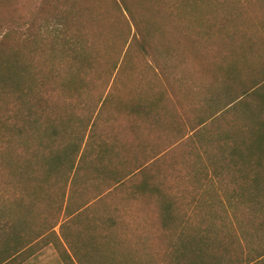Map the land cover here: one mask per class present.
<instances>
[{
    "label": "trees",
    "instance_id": "trees-1",
    "mask_svg": "<svg viewBox=\"0 0 264 264\" xmlns=\"http://www.w3.org/2000/svg\"><path fill=\"white\" fill-rule=\"evenodd\" d=\"M160 1L110 0L123 21V29L117 27L112 34L122 42L116 47L117 41L110 42L102 30L105 17L92 0H30L24 13L0 19V201L5 202L0 205V264H13L27 245L46 235L48 242L63 244L54 230L58 224L54 210L61 211L63 205L69 218L59 229L71 246L72 254L66 255L71 264H82L86 257L94 264H134L117 260L118 241L108 233L127 225L120 216L124 202L143 192L152 195L165 227L174 215L173 200L184 199L186 192L194 200L195 194L185 186L174 190L150 182L155 175L148 166L164 157L167 149H158L144 161L135 154L138 145L151 146L142 131L157 132L165 117L172 118L166 116L164 92L153 93L150 88L131 92L129 87L136 80L138 88L144 80L128 60L130 51L149 56L153 64L171 58L167 49L158 51L156 36L164 30L151 18L154 11L146 8L149 2ZM4 2L0 0V8ZM200 2L211 4L221 15L217 1L192 0L197 7ZM214 25L223 31L217 41V51L223 54L211 70L214 82L208 85L212 92L205 99L207 115L175 145L184 151L176 162L182 168L176 176L193 179L194 190L199 189L195 183L211 184L226 176L229 182L220 185L227 201L197 196L200 210L216 202L220 216L212 215L206 226L186 218L191 227L171 233V240L179 243H169L171 250L162 264H264V181L257 178L264 174V63L248 85L239 76L253 61L238 66L260 46L258 54L263 53L264 22L260 33L251 35L223 18L199 31L209 41ZM103 59L109 75L117 74L109 91L93 101L90 79ZM148 62L151 76H167L166 69L157 73ZM186 79L183 73L181 80ZM117 114L129 116L134 124H116ZM158 176L169 180L174 174L165 169ZM207 190L216 194L209 186ZM6 195L13 199L7 201ZM108 199L111 216L106 213ZM40 211L44 214L33 217V223L25 214ZM213 223H218L216 229ZM29 224L43 229L28 232L24 228ZM66 226L89 230L92 254L80 255L73 248ZM107 242L115 244L107 247ZM246 247L256 250V255L245 253ZM99 256L106 260L98 263Z\"/></svg>",
    "mask_w": 264,
    "mask_h": 264
},
{
    "label": "rangeland",
    "instance_id": "rangeland-1",
    "mask_svg": "<svg viewBox=\"0 0 264 264\" xmlns=\"http://www.w3.org/2000/svg\"><path fill=\"white\" fill-rule=\"evenodd\" d=\"M185 1V2H183ZM217 1V10L221 15H216L213 6L209 3L202 4L198 3L199 6H195L192 0H170L169 4H165V0L160 2H149L146 6L148 10H153V20L158 26H161L164 30L162 36H156L158 41V51L165 48L167 49L168 55L171 58L168 61L152 63L149 56L141 57L137 50L130 51L129 58L130 63L136 67L138 73L142 76L143 84L138 88L136 80H133L129 85L131 92L138 91L141 93L148 88L154 92L162 91L165 93L164 104L168 109L166 116H172L167 119L165 117L163 121V127L158 129L156 132L150 131L149 134L142 131L141 135L144 137L145 142L151 144L150 147L145 148L139 146L135 150L136 156L138 155L139 161H144V158L150 157L158 149H167L164 157L151 163L148 167V172L155 175L154 179L150 180L154 184L162 183L165 186H171L174 190L177 186H185L186 191L190 194L193 192L195 198L191 201L190 196L186 192L184 199L176 198L172 202L174 215L168 220V226H165L161 222L160 213L158 212L157 204L155 203L152 195H148L147 192L140 193L134 199H128L124 202V211L120 213L121 219L127 223L124 227L114 230L111 229L108 233L115 235L118 244H115L119 249V255L117 260L125 262H133L134 264H162V259H165L167 253L171 250L169 243L177 244L175 238L171 240V233L178 231L183 228H190L192 223H188L185 219L194 220V222H202V226H206L212 215L220 216V208L216 204L218 198L226 203L227 197L225 190L220 184L229 182L226 176L220 179L216 178L210 181L204 182L203 184L195 183L193 189V179H182L176 175L182 171L180 163L176 162L181 159L184 151L180 146H176L178 141L184 139L189 133L191 128L196 125L197 120L201 116L207 115L206 108V96L209 90L208 85L214 82V76L211 74V70L216 68L218 63L221 61L223 51L219 53L217 51V41L223 36L222 30H216V25L213 26L214 33L211 40L207 39L206 34H202L199 31L204 30L208 25L214 23H220L225 20H229L238 24L240 28L244 29L245 32H249L251 35L260 33V26L264 22V0H211ZM6 5L0 8V19H13L16 16L24 13L30 6V0H5ZM96 3V9L101 12L105 17L102 22V30L107 34L110 42L117 43L114 46H118V38H115L112 34H116L117 27L122 28L123 21L120 19L118 13H114L112 10V3L110 0H92L91 5ZM223 11L226 15H230L229 18L223 16ZM150 12L147 11L146 14ZM165 17V19L163 18ZM145 18L142 19L144 21ZM141 21V23H142ZM143 25V24H142ZM128 27L126 29V33ZM123 29V28H122ZM211 30V31H212ZM221 33V34H220ZM120 42V41H119ZM122 43V42H120ZM261 46L258 48V52L248 53L246 60L238 62V66L241 67L245 62L253 61L251 67L242 69L243 72L239 76L242 81H248L245 85H248L251 80V76L255 75L258 71L263 69L264 63V48H262L261 55H259ZM103 56V53L101 54ZM118 58V55L114 54V61ZM107 60L109 58H106ZM122 60V57H121ZM148 61L152 67H157L155 72H161V67L166 69V74L159 76H151L148 68ZM104 59L101 60L100 64L92 73V79H90V87L93 89L91 92L92 100H96V95L103 93V96L109 91L112 84V80L117 72H113L109 75L110 67L108 64L103 63ZM129 63V62H128ZM163 64L166 66L164 67ZM131 66V65H130ZM183 73L187 78L185 81L181 80ZM157 78V82H156ZM237 85V84H236ZM110 110V108L108 109ZM173 113V114H172ZM118 119L116 124L132 125L134 120H130L129 116L115 115ZM154 146V147H153ZM151 149V150H150ZM134 150V149H133ZM131 152H134V151ZM147 153V154H146ZM147 155V156H145ZM167 169L174 174L173 178L169 180H161L158 176L160 173ZM190 169V168H189ZM256 172V171H254ZM181 175V173L179 174ZM256 176V174H255ZM254 173H253V177ZM257 178L264 181V174H259ZM153 183H148L150 186ZM215 191L216 194L209 193L207 188ZM226 188V187H225ZM191 191V192H190ZM174 192V191H172ZM203 196L206 200H215V205L210 209L204 208L200 210L196 206L197 196ZM214 195V196H213ZM215 195L217 197H215ZM6 200L13 199L11 195H6ZM5 202L0 201V205H4ZM7 204V203H6ZM2 205V206H3ZM112 202L110 199L106 201L105 207L109 210L106 211L108 216L114 215L111 209ZM229 209V208H228ZM229 211V210H228ZM212 212V214H211ZM55 218L58 221L57 226L54 228L60 240L63 242H48V235L39 238L34 244L27 245V248L23 250L15 259L13 264H71L70 259L67 258V253H71V246L63 241L60 234L59 226L64 223L69 217L64 214V205L60 211V208L54 210ZM230 217L234 216L233 212H230ZM27 214L28 219L33 220L40 212H29ZM18 215V213H17ZM38 224L40 220H36ZM54 221V220H53ZM218 221V220H217ZM219 222V221H218ZM37 224V225H38ZM29 224L24 229L29 231L37 232V229H43L42 225ZM213 229L218 227V223L211 224ZM66 235L74 241L72 244L73 248L80 254L85 253L92 254L91 244L88 241L91 238L89 236V230H82L79 226H73L71 228L64 229ZM113 231V232H112ZM40 232V231H39ZM38 232V233H39ZM92 232V231H90ZM94 234V233H93ZM92 234V235H93ZM51 238L55 239L52 235ZM56 241V240H55ZM26 244V243H24ZM106 244V243H105ZM112 242H107V247L114 246ZM256 245H260L258 242ZM150 248V249H148ZM144 249L145 251H141ZM261 251L262 248H259ZM245 253L256 255V250L246 247ZM104 256L97 257V262L105 261L101 259ZM108 259V258H107ZM82 264H94L95 261H91L89 257L81 259ZM111 260V258H109ZM184 261V260H183ZM78 263V262H77Z\"/></svg>",
    "mask_w": 264,
    "mask_h": 264
}]
</instances>
